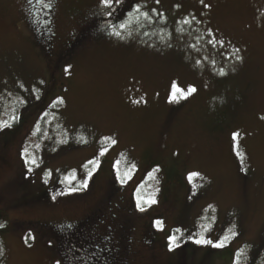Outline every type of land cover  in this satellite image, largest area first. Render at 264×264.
<instances>
[{"label":"rangeland","instance_id":"374dc122","mask_svg":"<svg viewBox=\"0 0 264 264\" xmlns=\"http://www.w3.org/2000/svg\"><path fill=\"white\" fill-rule=\"evenodd\" d=\"M48 2L56 44L71 48L52 78L29 22L36 7L43 23L44 0H0V264H64L63 225L91 213L123 264L264 253V0H122L112 16L101 0ZM174 81L196 92L170 102ZM67 141L78 146L48 149Z\"/></svg>","mask_w":264,"mask_h":264},{"label":"trees","instance_id":"16d2710c","mask_svg":"<svg viewBox=\"0 0 264 264\" xmlns=\"http://www.w3.org/2000/svg\"><path fill=\"white\" fill-rule=\"evenodd\" d=\"M49 0H44V4L42 5L43 14H47V4ZM44 24V22H43ZM97 24V23H96ZM71 49H69L70 51ZM50 71L49 77L52 78L56 75ZM25 104V103H24ZM20 106L19 103L15 104ZM1 117V110H0ZM70 140V139H68ZM74 142L66 145H62L61 143H56L52 147L48 148L49 151L53 154L60 152L62 149H73L76 147ZM91 216L93 214H90ZM88 216V215H87ZM84 219V218H83ZM8 220L7 212L0 208V224H3L4 227L0 228V237H4V233L6 231V224ZM87 223V219L83 221V225ZM82 226V225H81ZM83 229V228H82ZM81 229V230H82ZM91 230L85 231L76 237H64L62 233H60V239L58 243L59 252L62 254L63 263L64 264H123V253L121 247L109 244L108 239H104V237H98L94 233H87ZM125 243V241H122ZM120 246V244H119ZM1 247V241H0ZM258 252L254 251L248 258L244 259V263L247 264H264V253L258 256ZM258 256V258H257Z\"/></svg>","mask_w":264,"mask_h":264},{"label":"flooded vegetation","instance_id":"af4514ba","mask_svg":"<svg viewBox=\"0 0 264 264\" xmlns=\"http://www.w3.org/2000/svg\"><path fill=\"white\" fill-rule=\"evenodd\" d=\"M38 13V9L35 7L33 8V10L31 11L30 14V20L29 22L31 23L32 27H35V34L36 36V42L38 44L41 45L44 43V46L46 47V50L51 48L50 50V54L47 56L48 60H49V64H51V69L50 71H52L53 73H55L60 66L62 65V63L64 62V60L67 58L66 53H69V49L70 48V43L69 42H65L61 45H57V33L54 29L53 26V19H52V15L50 14L49 16H47L46 14H43V10L42 13L40 14L43 18H42V22H44V24L38 21L39 19V15ZM37 17V19H36ZM41 33L43 34V36H41ZM49 67V66H48ZM50 73V72H49ZM93 214V213H91ZM104 216L102 215H98L96 218L91 219L92 216L88 215L86 216L84 219H81L77 222L74 223H66L63 225V235H66L67 238L70 237H76L79 235V233L83 232V230L88 231L91 230L90 232L87 233H94L95 235H98L99 237H102V231L100 230L101 225L104 223L105 224V218L106 216L103 218ZM116 214H113L110 219L113 220L114 223H116ZM87 219V223H85L83 225V221ZM92 222V224L89 226V224ZM82 225V226H81ZM122 225V223H121ZM76 226H78V230H76ZM81 227V229H80ZM108 228V230H112V226H110L109 224H105V229ZM123 229L127 231L128 233V229H127V223H124ZM84 234V232H83ZM105 235V234H104ZM113 234H110V236ZM106 236V235H105ZM107 237V236H106ZM121 241H125V243L128 242H132V238H130L129 233L125 234V231L122 232V240Z\"/></svg>","mask_w":264,"mask_h":264},{"label":"snow or ice","instance_id":"6c2138e0","mask_svg":"<svg viewBox=\"0 0 264 264\" xmlns=\"http://www.w3.org/2000/svg\"><path fill=\"white\" fill-rule=\"evenodd\" d=\"M122 2V0H101V4L106 8L108 9L109 11L107 12V15L108 16H112L113 15V12L111 11V9L113 8L114 6V3L115 4H120ZM160 0H156V3H159ZM201 3L204 4V7L205 8H210L211 5L210 4H207V3H204V0H201ZM133 11L139 13L140 12V6L139 5H134L133 6ZM152 12L156 13V9H152ZM143 15L146 17V18H149V14L148 12H144ZM157 15H160L162 16L163 14L162 13H157ZM193 19H195V17H193ZM183 23L185 24H191V20H188V19H185L183 21ZM120 27H124L123 24L120 25ZM114 35L116 36H120V32L119 31H116L114 32ZM208 35L211 37L213 36V33L211 32V30L208 32ZM209 44H212L213 46H215L216 44H219L221 47H223L224 45V41L223 40H219V39H216V38H213V39H210L208 41ZM235 53L237 55H235V59L237 61L239 60H242V57L239 55L241 49L239 48H235L234 49ZM213 64H215V61H212ZM68 69L66 68L65 71H67ZM220 75H224V69L221 68L220 69V72H219ZM196 92V88L195 87H191L189 86L187 89H184L182 87H180L175 81L172 83V86H171V90H170V93H169V97H170V102H179V100L181 99H187L189 95H191L192 93ZM61 103L63 102L62 100L60 101ZM134 103H141V100H133ZM264 118V117H262ZM15 119V118H14ZM5 126H9V125H0V128L2 127H5ZM239 133L238 132H233L232 134V139L234 141V147L236 146V142L238 141V137H239ZM105 139H108L107 137ZM113 143H115V141H112ZM27 150H25L26 152ZM101 154H103V151L101 152ZM237 155H239V153L237 152ZM27 163V161H26ZM32 163H35V161L33 160ZM89 163H92V161H89ZM92 176V172L89 171L85 177L82 178V182H81V185H80V188H83V189H86L88 187V178H90ZM199 176V173H190L189 174V179H193L194 177H198ZM123 183V181H121ZM80 188H77L75 186L71 187L69 189V193H72V192H76V191H79ZM64 193H61V195H63ZM53 200L56 199L55 196L52 197ZM148 203L150 204H153V203H156L155 199H152V200H149ZM137 208L141 211H143L144 209L140 206L139 202L137 203ZM159 223V222H157ZM4 225L3 224H0V228H3ZM177 231H179V229H177ZM30 238V237H26V242H27V239ZM224 239L226 240L227 237H224ZM170 240V244H169V250H173V246H174V243L175 241L177 240V237L176 236H172L169 238ZM195 243L197 244H211L212 241L210 240H204V239H197L195 241ZM176 247H179V245H175ZM214 247H223L224 244H223V241H220V242H217L215 244H213ZM57 264H59V262H57ZM236 264H239V260L237 259L236 261Z\"/></svg>","mask_w":264,"mask_h":264}]
</instances>
